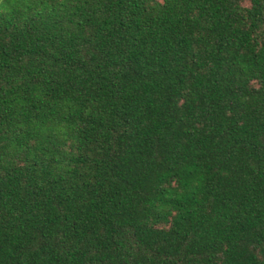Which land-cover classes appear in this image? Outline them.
<instances>
[{"label":"trees","instance_id":"obj_1","mask_svg":"<svg viewBox=\"0 0 264 264\" xmlns=\"http://www.w3.org/2000/svg\"><path fill=\"white\" fill-rule=\"evenodd\" d=\"M0 264H264V0H0Z\"/></svg>","mask_w":264,"mask_h":264}]
</instances>
